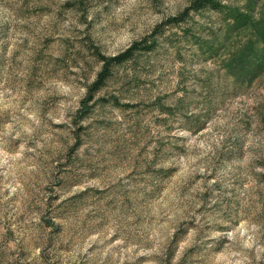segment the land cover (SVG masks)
Instances as JSON below:
<instances>
[{"label":"rangeland","instance_id":"1","mask_svg":"<svg viewBox=\"0 0 264 264\" xmlns=\"http://www.w3.org/2000/svg\"><path fill=\"white\" fill-rule=\"evenodd\" d=\"M189 2L0 0V264H264V0Z\"/></svg>","mask_w":264,"mask_h":264},{"label":"trees","instance_id":"2","mask_svg":"<svg viewBox=\"0 0 264 264\" xmlns=\"http://www.w3.org/2000/svg\"><path fill=\"white\" fill-rule=\"evenodd\" d=\"M224 7L223 0H190L189 4L182 11V15L179 17H171L168 23L172 25L178 24L185 16H188L191 12L200 13L203 11L219 12ZM156 27L149 35L142 37L132 42L128 47L112 56H107L98 50L96 55L100 61V70L96 74V78L86 87V93L81 100V109L78 111L80 116H84L90 110L89 101L93 99L95 92L101 89L109 81H113L115 75V69L119 66L130 64L133 61H137L143 55L155 50V45L158 42V33ZM264 70V64L260 66L258 73ZM127 75L131 76V79L136 76V71L130 74L127 71ZM114 100H119L118 97H113ZM89 105V106H88Z\"/></svg>","mask_w":264,"mask_h":264}]
</instances>
